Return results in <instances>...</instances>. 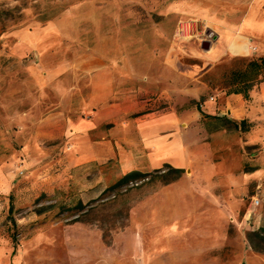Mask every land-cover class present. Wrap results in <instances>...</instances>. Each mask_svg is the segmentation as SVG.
<instances>
[{"label":"rangeland","instance_id":"obj_1","mask_svg":"<svg viewBox=\"0 0 264 264\" xmlns=\"http://www.w3.org/2000/svg\"><path fill=\"white\" fill-rule=\"evenodd\" d=\"M262 6L264 0H0V264H264L255 248L264 246V153L247 147L245 132L232 124L215 127L231 134L228 150L168 184L158 170L170 169L149 168L134 128L121 131L115 158L104 162L82 159L66 147L70 139L18 136L25 114L82 117L91 93L82 67L108 65L120 88H143L147 78L170 77L164 66L171 55L200 64L203 42L225 29L239 34ZM251 60L228 56L202 81L224 91L231 72ZM165 86L152 83L151 99ZM133 171L147 175L110 190Z\"/></svg>","mask_w":264,"mask_h":264},{"label":"crops","instance_id":"obj_2","mask_svg":"<svg viewBox=\"0 0 264 264\" xmlns=\"http://www.w3.org/2000/svg\"><path fill=\"white\" fill-rule=\"evenodd\" d=\"M216 37L215 41H207L209 49L202 48L206 51L198 54L200 64L186 66L171 55L164 66L170 77L147 78V86L139 89L120 88L122 79L108 65H86L80 72L89 79L91 93L83 100L82 117L73 121L65 110L43 117L25 114L18 136L70 139L66 147L81 151L82 159L104 162L115 158L119 143L115 138L125 136L121 131L134 128L149 154V168H200L232 145L227 129L219 132L214 120L202 117L200 108L207 116L246 123L245 145L256 146L263 154L264 81L250 91L247 100L242 94L213 91L202 79L228 56L264 57V6L255 18L244 22L239 34L225 29ZM157 82L168 86L161 88L158 99H151L155 94L151 84ZM133 116L135 122H130ZM223 137L227 141L219 146L216 140ZM2 178L0 170V189L5 184Z\"/></svg>","mask_w":264,"mask_h":264},{"label":"trees","instance_id":"obj_3","mask_svg":"<svg viewBox=\"0 0 264 264\" xmlns=\"http://www.w3.org/2000/svg\"><path fill=\"white\" fill-rule=\"evenodd\" d=\"M230 75V82H228V86L225 88L224 91L228 94H242L248 100L250 97V91L253 90L262 81H264V57L252 59L248 62L245 69H235L231 72ZM210 85L212 86V83H210ZM199 111L203 118H211L216 123H230L236 130L241 132L248 131L247 125L244 122L241 124H236L233 122H229L228 120H225L223 118L207 116L200 108ZM166 167L170 169L169 172L162 173V170H158V172L160 173L159 179L168 184L180 178V175L183 170L175 169L168 165ZM146 175L147 174H144L139 171L130 172L124 175L115 185L110 188V190L119 189L121 187L129 185L130 183L138 182L141 180V178H144ZM262 240L264 241V238H262ZM255 248L257 249V251L264 253V246Z\"/></svg>","mask_w":264,"mask_h":264},{"label":"water","instance_id":"obj_4","mask_svg":"<svg viewBox=\"0 0 264 264\" xmlns=\"http://www.w3.org/2000/svg\"><path fill=\"white\" fill-rule=\"evenodd\" d=\"M209 46H210V43L209 42H203V44H202V48L203 49H209Z\"/></svg>","mask_w":264,"mask_h":264},{"label":"built area","instance_id":"obj_5","mask_svg":"<svg viewBox=\"0 0 264 264\" xmlns=\"http://www.w3.org/2000/svg\"><path fill=\"white\" fill-rule=\"evenodd\" d=\"M254 204L258 205L259 201L254 199Z\"/></svg>","mask_w":264,"mask_h":264}]
</instances>
